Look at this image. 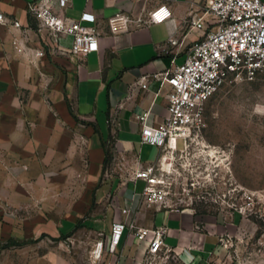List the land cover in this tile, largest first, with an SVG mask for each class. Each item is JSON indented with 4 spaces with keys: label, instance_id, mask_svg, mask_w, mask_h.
<instances>
[{
    "label": "crops",
    "instance_id": "obj_1",
    "mask_svg": "<svg viewBox=\"0 0 264 264\" xmlns=\"http://www.w3.org/2000/svg\"><path fill=\"white\" fill-rule=\"evenodd\" d=\"M32 1L1 0L4 14L21 27H0V202L34 215L26 229L58 236L81 223L108 238L112 223L125 221L111 264H143L149 241L137 240L132 223L167 227L164 241L172 252L164 264H232L240 215L148 204L143 181L105 169L121 156L142 165L158 159V147L140 142L139 117L148 113L147 123L158 125L169 116L168 85L153 75L184 63L206 31L187 21L202 15L206 0H72L66 15L79 20L92 13L103 32L99 50L81 56L71 53V37L55 44L40 28L28 9ZM160 5L173 12L165 22L110 34V16ZM172 36L178 44L166 53L162 47ZM144 77L147 88L141 86Z\"/></svg>",
    "mask_w": 264,
    "mask_h": 264
},
{
    "label": "built area",
    "instance_id": "obj_2",
    "mask_svg": "<svg viewBox=\"0 0 264 264\" xmlns=\"http://www.w3.org/2000/svg\"><path fill=\"white\" fill-rule=\"evenodd\" d=\"M71 4L72 0H33L28 9L38 20L40 28L49 31L55 44L61 37L68 36L72 38V54L81 56L98 51L103 32L95 23L96 16L84 12L79 20L70 18L66 10ZM172 16L169 6L160 5L138 15L121 11L110 16L107 22L110 34L116 35L152 23H163ZM3 25L21 27L18 20H11L4 14L0 0V27ZM187 25L190 28H206V31L192 44L183 64L153 75L161 80L162 85H168L169 116L158 125L147 123L148 113L139 117L142 124L140 142L158 147V159L142 165L138 160L130 164L121 156L106 172L107 175L128 172L132 182L143 181L142 197L145 202L163 207H172L169 202L172 193L170 174L176 163V154L181 152L180 156H183L195 142L202 147L194 155L195 159H199L206 152L203 148H208L199 142L206 127L208 102L231 80L250 81L264 75L263 0H206L202 15L198 19H189ZM177 44L178 39L172 36L162 50L170 52ZM14 45L23 50L16 41ZM38 54L43 55V52ZM147 80L144 77L141 81L143 88L148 87ZM166 161L169 169L165 168ZM122 213L128 215L129 209L123 208ZM126 227L125 221L112 223L108 238L103 236L96 245L99 257L104 250L117 254ZM130 228L138 241H149L143 264H164L167 261L172 249L164 241L166 226L139 228L132 223ZM230 245L231 237H227L225 246L228 248Z\"/></svg>",
    "mask_w": 264,
    "mask_h": 264
},
{
    "label": "rangeland",
    "instance_id": "obj_3",
    "mask_svg": "<svg viewBox=\"0 0 264 264\" xmlns=\"http://www.w3.org/2000/svg\"><path fill=\"white\" fill-rule=\"evenodd\" d=\"M205 121L199 142L208 148L199 159L194 155L202 147L195 142L183 156L176 154L169 202L177 209L240 215L232 264H264V75L229 81L208 102ZM164 165L169 169L168 161ZM33 216L0 202V264H111L113 256L105 250L94 258L104 232L81 223L60 236L55 230H28L25 223Z\"/></svg>",
    "mask_w": 264,
    "mask_h": 264
},
{
    "label": "bare ground",
    "instance_id": "obj_4",
    "mask_svg": "<svg viewBox=\"0 0 264 264\" xmlns=\"http://www.w3.org/2000/svg\"><path fill=\"white\" fill-rule=\"evenodd\" d=\"M213 153H214V152H211V156H214ZM96 251H97V250H96ZM96 251L94 252V258H99V254H97Z\"/></svg>",
    "mask_w": 264,
    "mask_h": 264
}]
</instances>
